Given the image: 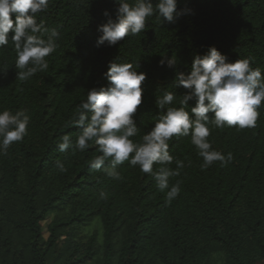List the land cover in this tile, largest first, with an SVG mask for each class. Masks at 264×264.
Instances as JSON below:
<instances>
[{"label": "trees", "instance_id": "trees-1", "mask_svg": "<svg viewBox=\"0 0 264 264\" xmlns=\"http://www.w3.org/2000/svg\"><path fill=\"white\" fill-rule=\"evenodd\" d=\"M185 7L191 13L171 23L154 14L142 33L97 47L98 26L116 20L114 0H50L37 20L59 31V47L46 58L48 70L27 81L17 78L11 40L0 48V111L26 109L31 117L27 136L0 153V264L264 263V102L256 127L212 130L213 148L233 155L226 166L215 162L201 170L190 136L169 141L170 154L184 162L170 180L181 181L170 204L139 166L125 161L114 180L89 167L100 155L96 146L84 152L57 147L65 134L75 143L79 129L65 125L88 90L109 86L112 62L138 64L147 74L134 140L161 114L157 97L186 94L173 80L177 71L190 73L195 55L215 47L228 62L251 57L252 67L264 71V0H178V10ZM173 54L175 69L159 65ZM168 167L175 169V162Z\"/></svg>", "mask_w": 264, "mask_h": 264}, {"label": "clouds", "instance_id": "clouds-1", "mask_svg": "<svg viewBox=\"0 0 264 264\" xmlns=\"http://www.w3.org/2000/svg\"><path fill=\"white\" fill-rule=\"evenodd\" d=\"M114 3L118 5L116 20L108 19L98 26L101 35L97 47L115 46L129 35L142 33L154 14L162 22L171 23L191 13L187 7L178 10V0H157L155 4L153 0H114ZM49 4L50 0H0V48L11 40L16 67L21 69L17 78L21 81L47 71L46 58L59 47V31L37 20V14L46 11ZM104 15L109 13L105 11ZM178 63L175 54L170 58L162 56L159 61L161 67L171 69ZM252 63L251 57L228 62L215 47L207 54L195 55L190 73L177 71L173 80L176 88L187 90L186 94L178 97L175 92L164 91L157 97L155 107L161 114L150 131L134 140L140 132L134 117L143 103L142 84L147 74L138 71V64L112 62L105 74L109 86L88 90L87 98L76 106L74 116L65 125L79 129L75 143L70 134H65L59 138L58 150L84 152L96 146L100 155L88 162L89 167L114 180L121 179L118 166L125 161L139 166L154 179L161 192H166L165 200L170 204L181 192V181L170 184V180L184 168V162L170 154L169 141L173 137L190 136L203 160L201 170H205L215 162L226 166L233 160L232 153L225 155L213 148L208 138L214 128L256 127L258 109L264 102V71L253 68ZM189 101H195V106L190 107ZM177 103L179 107L174 106ZM30 122L26 109L0 111V153L27 136ZM173 162L175 169L168 167ZM154 165L161 167L154 170ZM56 166L61 172L66 170L58 160ZM99 195L103 199L106 193L101 191Z\"/></svg>", "mask_w": 264, "mask_h": 264}, {"label": "rangeland", "instance_id": "rangeland-1", "mask_svg": "<svg viewBox=\"0 0 264 264\" xmlns=\"http://www.w3.org/2000/svg\"><path fill=\"white\" fill-rule=\"evenodd\" d=\"M50 220H51L50 217H47V219L41 224L42 225V237H43V239H46L48 236L47 231H46V227L49 224Z\"/></svg>", "mask_w": 264, "mask_h": 264}]
</instances>
